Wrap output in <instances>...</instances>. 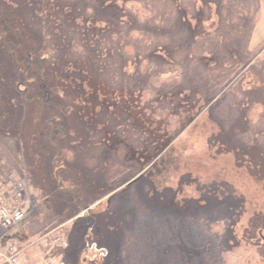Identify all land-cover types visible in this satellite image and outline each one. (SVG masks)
Listing matches in <instances>:
<instances>
[{
    "label": "rangeland",
    "instance_id": "obj_1",
    "mask_svg": "<svg viewBox=\"0 0 264 264\" xmlns=\"http://www.w3.org/2000/svg\"><path fill=\"white\" fill-rule=\"evenodd\" d=\"M200 1L0 0V20L16 14L66 87L70 142H79L70 147L86 146L77 150L79 158L64 148L65 162L92 169L91 175L68 170L73 180L58 172L69 181L59 183L61 189L74 190L75 200L63 197L42 160L33 166L40 172L31 170L30 146L44 123L43 108L10 86L17 80L13 66L10 75L0 68V177L15 175L24 185L28 214L21 227L31 244L23 257L48 246L45 235L60 233L68 245L53 249L62 256L55 260L74 264L77 218L88 207V213L104 209L109 189L118 188L116 196L145 170L149 182L140 181L128 201L114 205L112 237H101L109 248L107 263L264 264V0H226V18L236 20L225 26H211L214 5L205 7L211 22L196 25ZM177 15L184 17L182 28ZM258 21L254 47L243 29ZM163 25L174 29L177 40L184 35L176 30L193 28L213 38L180 44L157 36ZM233 27L241 33L233 34ZM80 81L109 96V111L88 124L96 128L79 126L75 117L82 110L75 86ZM233 146L253 148V162L238 165ZM43 258L40 253L39 264Z\"/></svg>",
    "mask_w": 264,
    "mask_h": 264
},
{
    "label": "flooded vegetation",
    "instance_id": "obj_2",
    "mask_svg": "<svg viewBox=\"0 0 264 264\" xmlns=\"http://www.w3.org/2000/svg\"><path fill=\"white\" fill-rule=\"evenodd\" d=\"M17 21L18 19H16V16L12 14L9 18L0 20V52L4 49L5 52L1 53H5L8 61L12 62L14 65L13 71L17 79L14 85L17 86L20 91L22 88L21 92L26 96L28 102H36V104L43 108V115L45 116L43 120L44 123L38 127L39 133L37 137H33L36 138V141L35 143L32 141L30 146L31 150L34 149L35 153L34 165L30 168L32 171L40 172V170L34 169L33 166L36 167L37 162L42 160L44 162L43 168L48 169L50 172L48 177L52 175L54 181H59L58 189L66 193V196L63 197L68 200L69 196L67 194H70L72 195L71 200H75V196L77 198V195L74 194V196L71 194L74 190L70 191L68 188L61 189V182L63 184L69 181L68 179L64 181L60 179L59 173H66V176L71 180L72 178L69 176L68 170L73 169L76 170L77 173L78 171L82 173L81 170H84L87 171L86 175H91L92 169L90 171L86 168H80L78 170V164L70 166L68 162H65L66 150L64 148H69L72 142H74V144L79 143L77 141L70 142L69 135L71 134V126L69 124L70 118L68 117V111L71 107L65 104V101H69L70 97L67 95L66 87L59 82L60 80L55 72L56 68L54 62L41 51L37 41L23 32L19 26V21L16 24ZM70 75V72H65V76ZM75 86L77 87L76 89L80 91L77 97L79 95L83 96L78 97V103L82 110L78 114L75 112V117L78 119L79 126L85 124L86 128H96V124L94 126H89L88 124L93 123L94 120L96 122L95 117L99 112L109 111V96L99 92L92 87L89 82L88 85H86L84 81H80ZM85 96L90 97L86 100ZM100 98H104L106 103L100 100ZM53 99L62 101V103H57ZM86 102L90 105L88 106ZM84 104L86 106H83ZM91 105H94L96 108L99 106L98 112L93 108L91 109ZM85 146V144H82L81 146L70 147V151L73 148L74 153L76 152L75 154L79 158L80 151L77 150L79 148H85ZM60 157L64 163L62 162L59 164V161H61ZM58 170L62 171L60 172ZM52 171L53 173L51 174ZM144 171L145 170H141V174L133 181L126 184V189H123V191L116 196L114 195L119 189H109V195L107 196H109L110 199L105 203L104 209L94 213H88V211L91 210V208L88 207L85 209V212H83L84 215L77 218L79 220L73 225L75 239L73 243L74 247L70 251L71 257H76L74 264H109L107 263L109 248L108 246L105 247L103 240L109 236L112 237L114 224L112 225L110 222H114V219H117V217L114 218V205L119 200H122L121 203L128 201L131 197V188L137 187L140 181L149 182L150 178L148 175L143 177L142 172ZM107 173H109V171ZM198 191L202 193L203 188H200ZM77 193L80 192L78 191ZM104 193L105 192L102 194ZM193 201L195 200H190L189 203ZM196 201L199 202V200ZM101 237H104V239L102 240ZM67 245L66 240L65 249Z\"/></svg>",
    "mask_w": 264,
    "mask_h": 264
},
{
    "label": "trees",
    "instance_id": "obj_3",
    "mask_svg": "<svg viewBox=\"0 0 264 264\" xmlns=\"http://www.w3.org/2000/svg\"><path fill=\"white\" fill-rule=\"evenodd\" d=\"M166 1H168V2H171L172 4H174V3H176L178 0H166ZM200 2H202L201 4H202V6H201V11L196 15V16H194V20L196 21V25H202V24H204V22L206 23V22H208V21H210L211 20V16H209V14H206L205 13V7H207V10H209L208 9V6L210 5V7L211 6H215V10H214V12H212L213 14H214V16L213 17H216V21H214L212 24H211V26H215L216 24H218V25H224L225 26V24H227V25H231V22L233 21V20H236V19H234V18H231V19H227L226 18V14L228 13L227 12V10H225L224 8H223V4H225V3H228V1H226V0H222V1H220V0H201ZM110 7V6H109ZM102 10H108V7L107 6H104V8H102ZM183 12H185V11H183ZM184 14H186V13H184ZM208 15V16H207ZM15 16H16V14H15ZM86 18H89V17H86ZM85 18V20H87ZM177 18H178V20H177V24L182 28V23L184 22L183 21V18L184 17H182V19L180 18V15H177ZM91 19V18H90ZM93 20V19H92ZM66 23H68V21H69V19L68 18H66V20H64ZM94 21V20H93ZM227 21V22H226ZM70 22V21H69ZM211 22V21H210ZM188 24V23H187ZM217 25V26H218ZM19 26L21 27V29L23 30V32H25V33H27L28 35H32L28 30H27V27H25V26H23V25H21V23H19ZM197 27V26H196ZM252 27H253V25H252V23H250V24H248V25H246V27H245V29H243L245 32H246V34H248V37H250L249 35L251 34V30H252ZM170 28V26H167V25H163V26H160L159 27V29H158V37L159 38H166V39H168V40H170V41H173V42H175V41H179L180 42V44H182V43H184V44H188V43H190V42H193V44H195V42H196V40L197 41H199L200 39H202V38H205L207 41H209L211 38H213V35H211L212 33H209V32H202V31H199V30H201V29H199V28H193V29H188V30H184V29H178V30H176V31H181V34L180 35H184V38L183 39H180V40H177V36L178 35H176V36H174L173 35V33H174V29H169ZM128 29L129 30H131V28L130 27H128ZM148 29V28H147ZM240 30V33H241V30L242 29H239L238 27H233V28H231V32H233V34H235V33H237V31H239ZM190 32V35L189 36H185V33L184 32ZM120 34L121 33H123V34H125V32H123V31H118ZM117 32V34H119ZM139 32H147V30H140ZM198 32V33H197ZM214 32H220V30H214ZM213 32V33H214ZM127 34H128V32H126ZM119 34V35H120ZM171 34V35H170ZM200 34V35H199ZM196 36H198V37H196ZM227 39V38H226ZM249 39V38H248ZM225 40V39H224ZM242 44V43H241ZM264 44V41L262 42V44L261 45H263ZM196 45V44H195ZM243 45V44H242ZM177 46V45H176ZM176 46H174V48H176ZM192 46V45H191ZM182 46H178V48H181ZM195 47H197V46H193V48H195ZM172 48V46H167V48L165 49V51H167V52H170V49ZM188 48V47H187ZM221 49V48H220ZM162 50V49H161ZM163 52H164V50H162ZM227 53H228V51H227ZM237 53H239L240 54V50L239 49H237ZM212 54H214V53H212ZM229 54V53H228ZM154 56H157V53H154L153 54ZM229 55H231V52H230V54ZM4 56H6L5 55V53H4V55H2L1 56V54H0V58H3ZM161 55L159 54V57H160ZM11 66H14L13 65V63L12 62H9V61H6V63L5 64H3L2 62H0V68L2 69V72H4V74L5 75H10L11 74V70L10 69H12V67ZM235 69H233L232 71H234ZM231 71V72H232ZM226 78V77H225ZM227 80H228V78H226ZM16 82V80H11V82H10V86H14V83ZM89 82V81H88ZM175 85V84H174ZM210 86V85H209ZM92 87H93V85H92ZM232 149H231V151H233V153H234V155H235V158H236V160H237V162L239 163L238 165H241L242 167L244 166V164L245 163H248L249 164V162H253V160H254V158H255V156H254V152H255V150L253 149V148H249V147H246V148H237V147H231ZM154 151V150H153ZM257 164V168H260V166H261V163H256ZM0 179L2 180V179H4V178H1L0 177ZM59 254V253H58Z\"/></svg>",
    "mask_w": 264,
    "mask_h": 264
},
{
    "label": "built area",
    "instance_id": "obj_4",
    "mask_svg": "<svg viewBox=\"0 0 264 264\" xmlns=\"http://www.w3.org/2000/svg\"><path fill=\"white\" fill-rule=\"evenodd\" d=\"M7 184L8 189L5 191L2 183H0V229H10L18 226L27 216V212L23 210L21 205L24 196L22 182L11 177ZM49 235H45L44 238L51 239V250L63 248L64 242L59 233L52 234V237H49ZM22 252L23 249H19L15 245H10L7 254L3 256L4 263L21 264ZM43 264L58 263L54 257L48 255L44 258Z\"/></svg>",
    "mask_w": 264,
    "mask_h": 264
},
{
    "label": "crops",
    "instance_id": "obj_5",
    "mask_svg": "<svg viewBox=\"0 0 264 264\" xmlns=\"http://www.w3.org/2000/svg\"><path fill=\"white\" fill-rule=\"evenodd\" d=\"M264 22V21H262ZM258 22L253 24L252 30H251V36H250V42L253 43L257 47L259 45L258 42ZM261 31H263L264 26L261 25ZM264 38V34L262 36ZM263 41V40H262ZM23 225V224H22ZM22 225H19L17 227H14L12 229L6 230V229H0V264L3 263L2 255H5L7 253L8 246L11 244H15L16 246H20L23 244H26L30 242V238L28 234L24 232L22 229ZM40 253L43 254L42 248L40 250ZM38 252H33L31 255L27 257H22L21 264H39L40 260H38V255L40 254ZM62 258V256H61Z\"/></svg>",
    "mask_w": 264,
    "mask_h": 264
}]
</instances>
